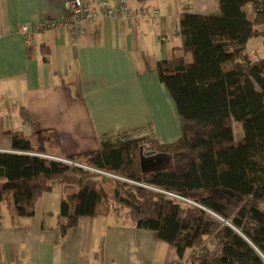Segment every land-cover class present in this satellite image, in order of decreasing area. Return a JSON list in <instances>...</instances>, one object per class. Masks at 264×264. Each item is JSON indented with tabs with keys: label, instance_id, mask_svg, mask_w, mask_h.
<instances>
[{
	"label": "trees",
	"instance_id": "obj_1",
	"mask_svg": "<svg viewBox=\"0 0 264 264\" xmlns=\"http://www.w3.org/2000/svg\"><path fill=\"white\" fill-rule=\"evenodd\" d=\"M215 1L217 15L180 16L183 56L155 65L180 122L179 139L102 137L97 151L66 157L134 184L50 159L59 146L53 131L8 132L10 152H0V211L5 206L11 218H32L38 200L59 183L71 191L59 206L61 235L80 219L126 211L136 229L153 232L180 258L188 254V264H264V58L253 60L246 50L253 38L264 42V0ZM69 85L71 104L81 94ZM233 122L241 126L239 141ZM147 153L167 157L169 165L144 168Z\"/></svg>",
	"mask_w": 264,
	"mask_h": 264
},
{
	"label": "crops",
	"instance_id": "obj_2",
	"mask_svg": "<svg viewBox=\"0 0 264 264\" xmlns=\"http://www.w3.org/2000/svg\"><path fill=\"white\" fill-rule=\"evenodd\" d=\"M64 1L0 0V152H10L8 132L25 137L55 132V159L95 152L102 137L111 142L149 138L161 144L178 140L180 122L155 65L183 56L180 16L217 15L216 1L127 0L136 20L131 24L127 15L118 20L102 14L103 3L114 8L117 0H86L94 18L84 24L81 38L44 31L28 43L21 29L58 21ZM154 10L158 18L151 17ZM246 14L252 18L249 7ZM246 50L251 59H263V40H249ZM184 59L191 61L190 55ZM68 84L72 94L76 87L81 94L71 104ZM161 159L148 157V169L157 168L155 161ZM70 192L55 183L36 203L32 218H11L2 206L0 264H188V254L180 258L153 232L136 229L126 211L80 219L61 235L59 206Z\"/></svg>",
	"mask_w": 264,
	"mask_h": 264
},
{
	"label": "built area",
	"instance_id": "obj_3",
	"mask_svg": "<svg viewBox=\"0 0 264 264\" xmlns=\"http://www.w3.org/2000/svg\"><path fill=\"white\" fill-rule=\"evenodd\" d=\"M63 9H64V16L59 19L58 21H46L43 22L41 24H36L34 26H32L31 28L28 27H23L21 29L22 33H24L26 35L27 41L28 43L32 44L34 37L41 32L44 31H65L66 33H68V35L70 36V38L72 40H78L79 38L82 37L83 35V31H84V24L86 23H90L92 22L94 15L89 13L88 10V4L86 2V0H65L63 3ZM101 12L104 16L106 17H113L115 19L120 20L122 15H127L129 22L131 24L135 23V17L131 16L129 13V10L127 8V0H117V5L116 7H111L108 3H103L101 5ZM143 12H141L142 14ZM151 17L153 18H158L159 17V13L158 11L154 10L151 12ZM164 36L160 37V40L163 39ZM46 158H50V157H46ZM50 159H55V158H50ZM58 161H61L65 164L71 165V166H76L85 170H89L91 172H94L98 175L110 178V179H114V180H118V181H122V182H126V183H130V184H134L133 182L127 181L117 175L108 173V172H104V171H98V170H94L82 165H79L77 163H75L74 161H70L67 160L66 158L64 159H55ZM151 189V188H149ZM153 190V189H152ZM157 192H160L162 194H164L165 196L171 197L175 200H178L181 203H187L196 207H199L197 204L193 203L192 201H189L186 198H183L179 195L167 192V191H162V190H155ZM206 212H208L207 210H205ZM210 214L214 215L213 213L209 212ZM216 216V215H214ZM217 217V216H216Z\"/></svg>",
	"mask_w": 264,
	"mask_h": 264
},
{
	"label": "rangeland",
	"instance_id": "obj_4",
	"mask_svg": "<svg viewBox=\"0 0 264 264\" xmlns=\"http://www.w3.org/2000/svg\"><path fill=\"white\" fill-rule=\"evenodd\" d=\"M232 128H233V133H234V138H235V140L236 141H239L242 137H243V133H242V130H241V126L238 124V123H236V122H233L232 123ZM152 156V159H153V156L154 155H150V156H148V157H151ZM148 157H143V162H145L146 163V166H147V168H148V166L150 167V165H149V160H148ZM150 161H152V160H150ZM154 162V161H153ZM167 164V165H166ZM168 166L169 165V160L167 159V157H162V159H161V161L160 160H157V162L155 161V166H157V168L158 167H166V166ZM152 166V165H151ZM154 165L152 166V168L153 167H155ZM184 206H186V205H190V204H187V203H182ZM207 214L211 217V219L213 220V221H215V222H221V220L218 218V217H216V216H214V215H212V214H210L209 213V211L207 212Z\"/></svg>",
	"mask_w": 264,
	"mask_h": 264
},
{
	"label": "water",
	"instance_id": "obj_5",
	"mask_svg": "<svg viewBox=\"0 0 264 264\" xmlns=\"http://www.w3.org/2000/svg\"><path fill=\"white\" fill-rule=\"evenodd\" d=\"M150 155H152V153H147V156H150ZM143 164V167L145 168V163L143 162L142 163ZM202 209V208H201ZM204 210V209H203ZM205 211V210H204ZM206 212V211H205ZM224 224H227L226 222H224Z\"/></svg>",
	"mask_w": 264,
	"mask_h": 264
}]
</instances>
